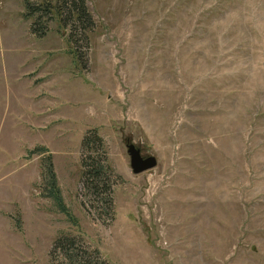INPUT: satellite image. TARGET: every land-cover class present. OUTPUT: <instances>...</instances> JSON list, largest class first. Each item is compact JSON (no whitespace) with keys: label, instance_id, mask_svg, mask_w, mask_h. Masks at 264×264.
Wrapping results in <instances>:
<instances>
[{"label":"rangeland","instance_id":"1","mask_svg":"<svg viewBox=\"0 0 264 264\" xmlns=\"http://www.w3.org/2000/svg\"><path fill=\"white\" fill-rule=\"evenodd\" d=\"M85 5L0 0V264L59 263L61 233L75 264H264V0ZM127 142L156 164L133 172Z\"/></svg>","mask_w":264,"mask_h":264},{"label":"trees","instance_id":"2","mask_svg":"<svg viewBox=\"0 0 264 264\" xmlns=\"http://www.w3.org/2000/svg\"><path fill=\"white\" fill-rule=\"evenodd\" d=\"M25 6L26 8H28V15L37 12V8L50 10L52 7H54L55 13L57 12V14H61V9L64 6V8L66 7V9H68V15L72 19H74L75 22L84 21L85 17L89 18L88 20H91L90 14L85 5V0H58V3L54 4L53 6L51 4L47 5L46 3L42 7L32 6L29 1L25 0ZM32 30L35 31L33 25ZM93 134V138H91V135L89 133L84 135L82 139L83 145H85L86 143L94 144L95 142H99V144L103 145L101 136L94 132ZM86 154V159L89 160V163H87L86 159L84 158V167L82 169V178L86 189L88 191L92 190L93 188L98 190L102 188L104 184H106L105 186H107V183H104L105 180L102 172V169H105L104 164L100 163L98 165H95L94 163H98V160L94 159L92 152ZM45 160L46 164L42 172V182L45 184V194L53 200L54 205L58 208L59 211L63 212L66 215L67 219L70 220L71 223L77 224L75 215L71 212L63 199L61 188L57 182L56 173L53 167L50 153H48ZM75 241L76 238L74 236H70V234L68 233H61L56 236V238L54 239L52 250H58L62 258V261H59V263L57 264H75L76 261L81 262V260H85L88 258V254L85 253V249L83 247H79L81 249H78L79 245L75 247Z\"/></svg>","mask_w":264,"mask_h":264},{"label":"water","instance_id":"3","mask_svg":"<svg viewBox=\"0 0 264 264\" xmlns=\"http://www.w3.org/2000/svg\"><path fill=\"white\" fill-rule=\"evenodd\" d=\"M126 146L133 172H141L156 164V157L154 155H143L140 151V148L137 147L133 142H127Z\"/></svg>","mask_w":264,"mask_h":264}]
</instances>
